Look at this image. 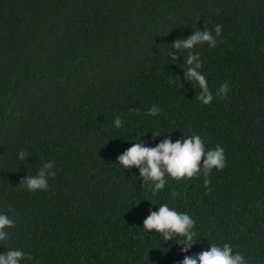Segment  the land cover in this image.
<instances>
[{"label":"trees","instance_id":"16d2710c","mask_svg":"<svg viewBox=\"0 0 264 264\" xmlns=\"http://www.w3.org/2000/svg\"><path fill=\"white\" fill-rule=\"evenodd\" d=\"M217 24V45L191 50L214 97L205 105L184 77L189 50L175 63L169 52ZM193 135L225 149L208 188L202 173L166 176L154 193L118 163L139 140ZM49 161L47 190L19 184ZM161 204L195 220L189 252L143 228ZM0 214L15 225L0 254L22 250L21 264H180L224 243L264 264V0H0Z\"/></svg>","mask_w":264,"mask_h":264},{"label":"clouds","instance_id":"9594fccd","mask_svg":"<svg viewBox=\"0 0 264 264\" xmlns=\"http://www.w3.org/2000/svg\"><path fill=\"white\" fill-rule=\"evenodd\" d=\"M222 33V25H215V35L212 31L204 27V30H195L194 34L185 39H176L171 45L172 50L169 52L171 60L177 62L179 56L185 50L188 51L186 61L187 67L184 69V77L192 84L197 83L200 88L198 99L205 105L210 104L214 97L209 90L206 77L202 74L203 67L199 53H193L191 50L196 46L207 44L209 47L217 45V38ZM173 50H178V54ZM229 91V85L224 83L218 90V95L226 96ZM162 109L153 106L149 109L148 114L152 116L158 115ZM119 117L116 118L114 124L116 128L122 126ZM160 136L153 134V139ZM140 141V140H139ZM133 143L132 147L118 156V163L124 169L133 167L139 169L140 177L143 178V184H151V190L159 192L164 189L167 180L166 176H170L174 180H183L198 178L202 173L205 177L204 186L209 187L210 176L213 169L223 170L227 166L225 149L220 145H216L213 150H206L204 140L199 135L184 138L182 141L173 142L170 138L164 139L155 147L146 146L140 142ZM27 153L20 152L18 158L25 163ZM54 162L49 161L43 164L35 175H28L20 181L19 184L24 185L29 191L37 190L45 191L48 189V179L55 177ZM211 189H209L210 191ZM176 193L173 192V196ZM195 220L187 213H180L168 206L161 204L158 211H150V214L143 222V228L150 232L162 234L165 241H173L177 236L183 237L181 244L184 253L197 243V233L195 228ZM14 221L5 214H0V241L8 239L7 229L14 227ZM31 260L32 257L22 250L10 249L0 254V264H21L25 259ZM180 264H247V261L240 253H233V248L229 243L222 246L210 244L207 250L195 255H185Z\"/></svg>","mask_w":264,"mask_h":264}]
</instances>
